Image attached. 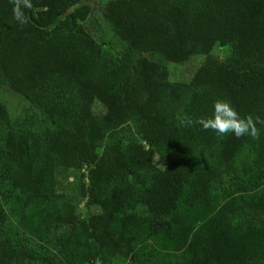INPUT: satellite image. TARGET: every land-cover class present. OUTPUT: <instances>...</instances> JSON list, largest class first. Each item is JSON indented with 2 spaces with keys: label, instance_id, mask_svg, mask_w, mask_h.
<instances>
[{
  "label": "trees",
  "instance_id": "16d2710c",
  "mask_svg": "<svg viewBox=\"0 0 264 264\" xmlns=\"http://www.w3.org/2000/svg\"><path fill=\"white\" fill-rule=\"evenodd\" d=\"M82 1L31 0L21 25L13 0H0V71L10 88L21 95L72 88L81 100L70 127L48 132L44 146L17 136L0 102V176L27 203L41 202V224L64 229L69 248L60 260L40 259L6 234L0 264H86L84 254L100 264H264V0H111L102 16L125 43L115 66L85 28L92 10L75 7ZM216 42L230 47L224 61L210 54ZM161 48L181 64L206 55L187 84L203 90L193 96V121L210 117L217 101L259 119L248 165L238 159L251 136L180 127L162 109L169 73L153 58ZM129 119L141 141L100 155L105 130ZM156 155L167 162L160 176ZM84 167L90 212L81 219L59 192L56 170Z\"/></svg>",
  "mask_w": 264,
  "mask_h": 264
},
{
  "label": "rangeland",
  "instance_id": "374dc122",
  "mask_svg": "<svg viewBox=\"0 0 264 264\" xmlns=\"http://www.w3.org/2000/svg\"><path fill=\"white\" fill-rule=\"evenodd\" d=\"M109 1L111 0H84L75 7L80 4H88L91 7L92 13L84 26L101 47L108 65L115 66L125 52V43L120 42L113 34L102 16V9ZM210 54L224 61L230 55V47L228 44L216 42L210 48ZM153 58L165 65L169 73L165 82L166 90L161 99L162 109L168 116L173 115L180 127H184L181 123L184 118L193 120V96L203 92L202 89H191L187 84L206 59V55L197 54L181 64L167 60L165 49L161 48ZM0 102L6 107L17 136H24L31 142L44 146L48 132L61 127H70L71 119L78 110L81 100L72 88L68 93L60 86L37 90L28 95L18 94L10 88L0 71ZM92 108L96 116H101L105 112V106L99 101H96ZM137 128L134 119L108 127L102 139L98 141L100 155H106L109 148L114 145L124 144L129 140L141 141ZM251 139L241 151L238 159L241 165H248L250 162L253 146L256 145V142L252 143L255 139L252 137ZM153 162L157 175H162L167 164L166 159L156 155ZM89 168L56 170L59 192L73 203L75 212L81 219L87 218L90 212L85 206L86 200L81 196V185L85 189L89 186ZM91 211H96V208ZM41 219V202L27 203L23 191L13 187L8 180H2L0 176V237L10 235L18 244L34 250L40 259L55 255L60 260L69 249L62 240L65 238V234L61 235L64 229L53 222L44 226L41 224ZM84 259L86 264H100V260L92 254H84ZM40 262L44 264L48 260L43 259ZM109 264H126V262L114 259Z\"/></svg>",
  "mask_w": 264,
  "mask_h": 264
},
{
  "label": "clouds",
  "instance_id": "9594fccd",
  "mask_svg": "<svg viewBox=\"0 0 264 264\" xmlns=\"http://www.w3.org/2000/svg\"><path fill=\"white\" fill-rule=\"evenodd\" d=\"M13 3L12 11L15 20L21 25L26 24L28 17L24 10L32 9L31 0H13ZM259 122L258 118L254 121L251 116L242 118L228 101H217L213 105V113L210 117L196 121L186 117L181 121L184 127H191L195 123L199 124L205 131L211 130L219 136L231 134L238 139L244 136L258 139L259 131L256 124Z\"/></svg>",
  "mask_w": 264,
  "mask_h": 264
}]
</instances>
